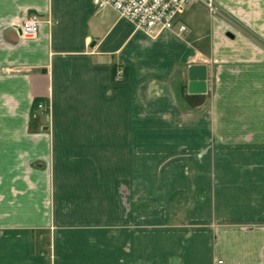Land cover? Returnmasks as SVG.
I'll return each mask as SVG.
<instances>
[{
  "label": "crops",
  "instance_id": "1",
  "mask_svg": "<svg viewBox=\"0 0 264 264\" xmlns=\"http://www.w3.org/2000/svg\"><path fill=\"white\" fill-rule=\"evenodd\" d=\"M217 2L187 36L0 0V264H264V0Z\"/></svg>",
  "mask_w": 264,
  "mask_h": 264
},
{
  "label": "built area",
  "instance_id": "2",
  "mask_svg": "<svg viewBox=\"0 0 264 264\" xmlns=\"http://www.w3.org/2000/svg\"><path fill=\"white\" fill-rule=\"evenodd\" d=\"M96 7L111 8L119 15L132 21L135 26L147 34H155L163 30H172L178 27L179 32H185L187 26L182 23V16L186 6L195 1H201L212 13L217 14L214 0H93ZM41 19L37 14L28 15L16 27L23 38H33L38 34ZM126 78L123 66L117 68L115 79L119 82ZM39 109L49 110L43 103ZM219 263H222L220 261Z\"/></svg>",
  "mask_w": 264,
  "mask_h": 264
},
{
  "label": "rangeland",
  "instance_id": "3",
  "mask_svg": "<svg viewBox=\"0 0 264 264\" xmlns=\"http://www.w3.org/2000/svg\"><path fill=\"white\" fill-rule=\"evenodd\" d=\"M214 1L216 4V7H217V11H218L217 14L209 11V9L201 1L192 2L186 6V12L184 13L183 18H182L183 21L189 23L190 22L189 19L192 17V14H196V17L198 19H200V21H201V25L198 26L197 29L195 28V29H193V31L190 30L186 33L187 36H189L191 34L195 35L196 31H200L201 33H205V31L207 29L206 27L208 26L207 21L209 20V18H211V16H213L214 18L216 17V18H219L221 20H225L227 22L230 21L232 24H234L235 21L232 19L229 12L225 11L223 9V7L217 2V0H214ZM220 1H222V0H220ZM225 36H226V34H225ZM175 208L176 207H173V209H175ZM176 209H178V207ZM178 210H180V208Z\"/></svg>",
  "mask_w": 264,
  "mask_h": 264
},
{
  "label": "water",
  "instance_id": "4",
  "mask_svg": "<svg viewBox=\"0 0 264 264\" xmlns=\"http://www.w3.org/2000/svg\"><path fill=\"white\" fill-rule=\"evenodd\" d=\"M228 37L233 38L231 33L227 34ZM207 68L206 66H191L189 68V92L188 100L194 105H201L205 100L206 91Z\"/></svg>",
  "mask_w": 264,
  "mask_h": 264
}]
</instances>
